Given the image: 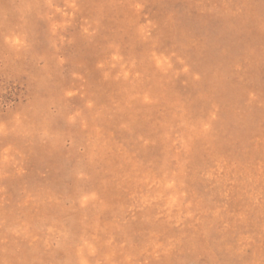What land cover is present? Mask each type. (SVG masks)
I'll return each mask as SVG.
<instances>
[{
  "label": "rangeland",
  "instance_id": "obj_1",
  "mask_svg": "<svg viewBox=\"0 0 264 264\" xmlns=\"http://www.w3.org/2000/svg\"><path fill=\"white\" fill-rule=\"evenodd\" d=\"M0 264H264V0H0Z\"/></svg>",
  "mask_w": 264,
  "mask_h": 264
}]
</instances>
